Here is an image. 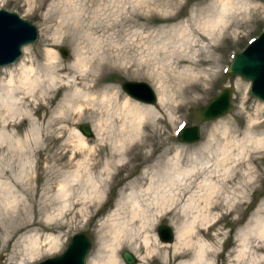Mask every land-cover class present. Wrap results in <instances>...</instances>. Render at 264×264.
<instances>
[{
  "label": "rangeland",
  "instance_id": "rangeland-1",
  "mask_svg": "<svg viewBox=\"0 0 264 264\" xmlns=\"http://www.w3.org/2000/svg\"><path fill=\"white\" fill-rule=\"evenodd\" d=\"M224 7V28L209 43L203 29ZM0 9L16 12L38 31L14 63L0 66V83L8 81L6 69L22 59L42 74L47 49L61 65L93 71L100 81L90 93L116 96L108 117H101L120 149L111 150L107 140L99 151L96 116L68 127L49 123L66 93L58 85L40 82L14 111L1 110L0 252L39 236L46 245L32 263L37 264L84 232L91 240L86 264L94 258L110 264L108 221L119 225L127 219L126 196L148 190L165 198L149 204L154 219L147 227L139 229V220L128 224L132 236L114 243L113 264H126L124 250L137 257L136 264H179L191 258L197 240L210 246L215 264H264V144L256 143L264 136V103L251 94L249 81L227 72L233 54L264 29V0H0ZM60 47L67 48L66 57ZM125 80L145 81L157 93L151 104L156 115L139 126L134 122L126 138L119 135L124 118L118 106L128 97L121 88ZM225 87H233L230 111L202 121V109ZM83 123L91 137L79 130ZM191 125L198 126L199 140L178 141L177 129ZM73 129L94 151L78 147ZM160 224L172 227L173 242L158 240ZM187 227L194 249L184 245L185 237L177 238ZM56 237L59 247L44 251L43 239ZM242 243L248 250L235 259Z\"/></svg>",
  "mask_w": 264,
  "mask_h": 264
},
{
  "label": "bare ground",
  "instance_id": "bare-ground-1",
  "mask_svg": "<svg viewBox=\"0 0 264 264\" xmlns=\"http://www.w3.org/2000/svg\"><path fill=\"white\" fill-rule=\"evenodd\" d=\"M226 2H228V0H226ZM210 7L213 8L214 5H211ZM226 9L227 8L224 7L219 17L216 20L207 23V26L204 27L203 35L209 43L214 42L216 37L224 28L223 14L226 12ZM46 39L47 36L45 40ZM55 60L56 57L54 51L52 49H47L45 52V62L42 65V74L34 72V68L27 66L25 64V59L18 62V67L14 69H6L8 81L6 83H0V111H14L13 109L17 106V104L32 96V92L35 90L36 85L40 82L46 88L58 85V88L66 90V93L58 104L59 109L57 114L50 117L49 123L51 125L64 123L65 126L68 127L80 119L96 116L98 118L96 119V123H93L92 127L95 133L97 145H101L99 151L108 147L107 140L110 142L111 150H120L117 144H115V141H110V138L113 136H107V122L101 117L102 115H106L108 117L111 111V107L109 106L112 105V100L116 102V96L114 98L103 93L99 97L94 93H90V91L94 90L98 86L100 81V78L97 77L93 71L76 70L71 67L61 65ZM100 61L101 59L97 60L98 63H95V67L100 65ZM62 72L67 75H61ZM180 79L183 80V77L180 76ZM186 88L187 86H184L183 91L186 90ZM128 97L118 104L120 112H122L121 116L124 118V123H126L127 120L129 121L127 126H124L123 123V128H120L119 135H123L125 138L127 135L131 134L134 122H137L139 126L144 123L145 118L156 115L154 106L151 104L131 100ZM164 99V97H159L158 103L164 105ZM115 114L118 115L117 113ZM186 127L187 126L184 128ZM73 132L76 143L80 149H86V151L89 152L94 151L95 147L87 145L84 135L80 133L78 129H73ZM256 143L257 145L264 144V136L258 137L256 139ZM79 167H81V165H79L78 168ZM83 170L89 171L91 170V167H85ZM157 170H159V168H157ZM147 173V169L142 171L143 175H146ZM143 192L144 193L139 192L134 196L127 195L123 201L122 206L127 207L129 210V217L127 219L120 221L119 225H117L115 221H108V224H110L109 232L111 234L109 243L111 252L108 255L110 264L117 261V257L114 254V243L117 244L124 234L129 233L127 236L129 238L132 236V231L128 228V224L135 220H139L141 224L139 229L147 227L154 219V215L150 212L148 207L153 204H159V200L157 198H160V196L162 199L165 198L164 193H160L161 195L154 193L153 196L149 195L148 190H144ZM190 231L191 227L185 228L180 232L177 238L180 240L181 237H185L186 241L184 245H190L189 248L194 249L195 244L196 249L193 251L190 259L181 261L179 264H215L212 260L211 253L209 252L210 246L205 242H200L199 240L193 244L192 238H189L190 236L188 235ZM260 234H264V228L260 230ZM101 237V234L98 235V241H100ZM10 240L11 239H9L6 244ZM43 241H48L47 248L44 249V251H52L59 247L58 237L55 239L53 238L52 240L45 238ZM142 241L144 244H147L148 242L144 238ZM45 245L46 244L41 242L39 236H36L17 244V247L11 251L4 247V249L0 252V259L7 264H32L35 259L41 255ZM129 245L132 249L134 248L131 244ZM258 247L261 248L260 246ZM247 250V244L242 243L241 247L237 250L235 259L245 255ZM96 260L97 258H94L92 264H97Z\"/></svg>",
  "mask_w": 264,
  "mask_h": 264
},
{
  "label": "water",
  "instance_id": "water-1",
  "mask_svg": "<svg viewBox=\"0 0 264 264\" xmlns=\"http://www.w3.org/2000/svg\"><path fill=\"white\" fill-rule=\"evenodd\" d=\"M38 31L34 24L19 16L16 12L0 9V66L14 63L22 54V47L37 40ZM62 57L69 53L60 47ZM227 72L250 82L251 94L264 103V30L252 39L241 51L232 56ZM122 90L132 99L155 104L157 93L145 81L125 80ZM233 87H225L213 97L200 113L202 121H211L225 116L232 106ZM79 130L87 137L93 135L89 124L79 125ZM200 138L198 126L191 125L177 132V139L182 143H195ZM157 238L162 243H171L175 232L168 224H160L156 229ZM91 248V240L84 232L75 233L65 250L37 264H86V257ZM126 264H136L138 259L130 251L121 252Z\"/></svg>",
  "mask_w": 264,
  "mask_h": 264
}]
</instances>
